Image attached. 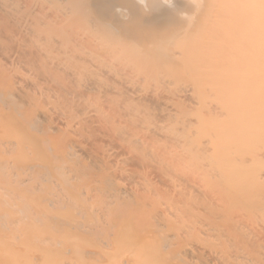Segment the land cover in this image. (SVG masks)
<instances>
[{
    "label": "bare ground",
    "instance_id": "bare-ground-1",
    "mask_svg": "<svg viewBox=\"0 0 264 264\" xmlns=\"http://www.w3.org/2000/svg\"><path fill=\"white\" fill-rule=\"evenodd\" d=\"M0 264H264V0H0Z\"/></svg>",
    "mask_w": 264,
    "mask_h": 264
},
{
    "label": "rangeland",
    "instance_id": "rangeland-1",
    "mask_svg": "<svg viewBox=\"0 0 264 264\" xmlns=\"http://www.w3.org/2000/svg\"><path fill=\"white\" fill-rule=\"evenodd\" d=\"M118 6H114V8H112L113 10H109L108 14L112 17V18H116V21H119V22H123V19H121V17L119 16V14L121 13V8L119 7L118 9ZM120 9V10H119ZM119 13V14H118ZM115 20V19H114Z\"/></svg>",
    "mask_w": 264,
    "mask_h": 264
}]
</instances>
